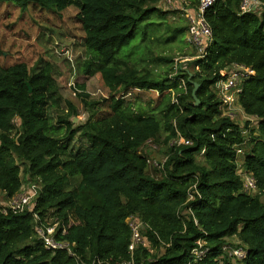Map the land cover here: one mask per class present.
<instances>
[{
    "label": "trees",
    "instance_id": "trees-1",
    "mask_svg": "<svg viewBox=\"0 0 264 264\" xmlns=\"http://www.w3.org/2000/svg\"><path fill=\"white\" fill-rule=\"evenodd\" d=\"M15 1L54 13L77 9L87 54L81 72L99 73L108 96L101 110L99 101L85 100L83 83L77 93L73 85L89 115L74 123L69 104L56 138L48 134L46 109L59 89L51 65L0 69V201L27 186L36 190L31 210L0 208V264H264V10L241 13V0L216 1L205 13L212 41L204 57L191 60V69L179 63L152 74L127 59L143 55L132 44L149 48V34L172 13L161 0ZM172 22L163 43L187 32L183 16ZM234 63L255 72L241 82L235 104L254 120L246 132L222 114L213 88ZM146 92L156 98L144 100ZM76 136L87 145L73 151ZM179 136L191 144H174ZM155 145L163 148L162 162L147 155ZM237 160L255 192L244 190ZM75 177L77 185L66 189ZM131 217L142 223L143 239L132 250ZM54 222L55 239L72 244L73 254L38 239L35 227ZM237 247L246 251L241 259L231 254ZM195 248L206 253L193 261Z\"/></svg>",
    "mask_w": 264,
    "mask_h": 264
},
{
    "label": "rangeland",
    "instance_id": "rangeland-1",
    "mask_svg": "<svg viewBox=\"0 0 264 264\" xmlns=\"http://www.w3.org/2000/svg\"><path fill=\"white\" fill-rule=\"evenodd\" d=\"M160 8L164 10L163 6ZM262 10H264V5ZM77 13V9L73 7H68L60 13H54L52 10H45L32 4L24 7L23 3L15 0L0 2V69L17 62H24L30 69L47 63L51 65L59 89L54 98L48 102L46 109L51 125L48 134L56 138L62 137L64 131V127H60V123L57 122L58 118L68 114L69 104L77 110V114L73 117L74 123L81 124L89 115L82 99L75 95L81 92L77 88V83L84 84V92L89 95V98L85 100L99 101L101 110L105 105L103 99L108 96L107 87L99 73L85 76L81 72V65L86 60L87 54L83 46L84 34L77 19ZM178 15L177 12L169 14L168 18L165 17L159 23L160 27L149 34L148 38L152 41L144 42L149 48L141 47L139 41L132 44L135 50L142 49L143 55H134V58L127 59L128 64L135 66L142 73L147 70L152 74H157L166 68L167 70L173 69L175 64L177 66L179 63L191 69L189 63L192 59L187 61L185 58H189L194 50L186 43V31L179 34L177 41L175 39L173 42L163 43L168 36L167 28H171L168 25L173 23L172 21L177 19ZM163 57L173 58L174 61L165 63L161 61L162 59L159 60ZM71 82L75 85L76 93L73 91ZM142 98L144 100L153 99L156 98V94L146 92ZM233 113L230 117L234 118L245 132L254 126L252 118L243 116L235 108ZM86 145V140L78 136L69 143L73 151ZM155 147L158 150H148L147 155L150 160L162 162L164 160L163 148L158 145ZM237 162L240 167L241 161L237 160ZM151 170L154 172V169ZM77 183L78 178L75 177L70 179L65 187L69 189L75 187ZM24 189L31 190V187L27 186ZM233 264H239V262L233 260Z\"/></svg>",
    "mask_w": 264,
    "mask_h": 264
},
{
    "label": "built area",
    "instance_id": "built-area-1",
    "mask_svg": "<svg viewBox=\"0 0 264 264\" xmlns=\"http://www.w3.org/2000/svg\"><path fill=\"white\" fill-rule=\"evenodd\" d=\"M218 0H197L196 4H191L190 0H161L160 4L163 6L164 10H169L172 13L177 12L179 15L183 16L187 22V32L186 37L188 42L196 51L195 56H190L185 58L187 61L190 59L195 60L197 58H203L208 46L212 41V32L209 24L206 21L205 13L206 11ZM264 5V0H241L240 12L241 13H260L262 6ZM174 11V12H173ZM254 70L243 64H231L224 70L220 72L221 78L213 85L214 90L218 94L220 100V108L223 115L231 116L235 104L237 102L238 93L240 92L241 82H243L248 77L254 75ZM73 87L74 83L71 82ZM184 86L183 81L181 82V87ZM173 102H177L174 92H172ZM14 125H19L18 118L14 117L12 120ZM174 144H191L190 141L184 139L182 136L177 137L173 141ZM236 152L238 154L242 153V149L237 148ZM239 174L242 176L244 181V190L249 192H255V182L254 179L240 166H237ZM29 188V187H28ZM36 190L34 187L30 189L21 188L20 191L15 193L9 198H3L4 201H0L1 212L6 213L9 209L13 212H20L24 210H31L35 204ZM191 198V197H190ZM34 218L37 215L34 214ZM132 239L129 249L132 250L134 244L138 242H143L140 235V227L142 223L136 218L131 217L129 220ZM58 222H54L48 225H37L35 227L38 239L42 241L43 246L48 250H65L69 254H73L72 244L67 241L57 240L54 234L57 230ZM231 254L238 259L245 256L246 251L241 247L230 249ZM194 258L193 261L200 260L205 255V250L195 248L192 250Z\"/></svg>",
    "mask_w": 264,
    "mask_h": 264
},
{
    "label": "water",
    "instance_id": "water-1",
    "mask_svg": "<svg viewBox=\"0 0 264 264\" xmlns=\"http://www.w3.org/2000/svg\"><path fill=\"white\" fill-rule=\"evenodd\" d=\"M26 86L28 87L29 92H31V88L29 87L28 83H26ZM192 86H193V88H192V91H191V96H192V98L194 100V103L198 104L199 103V99L196 96V91H197V89L199 87V84L197 82L192 81Z\"/></svg>",
    "mask_w": 264,
    "mask_h": 264
},
{
    "label": "crops",
    "instance_id": "crops-1",
    "mask_svg": "<svg viewBox=\"0 0 264 264\" xmlns=\"http://www.w3.org/2000/svg\"><path fill=\"white\" fill-rule=\"evenodd\" d=\"M158 6H161L160 2H159V4H158ZM235 109H237L239 112H241V113L243 114V112L241 111V109H240L239 107H236V106H235ZM243 116H245V115L243 114Z\"/></svg>",
    "mask_w": 264,
    "mask_h": 264
}]
</instances>
